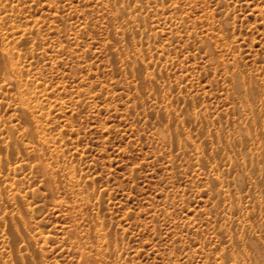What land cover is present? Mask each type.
<instances>
[{"label":"rangeland","instance_id":"rangeland-1","mask_svg":"<svg viewBox=\"0 0 264 264\" xmlns=\"http://www.w3.org/2000/svg\"><path fill=\"white\" fill-rule=\"evenodd\" d=\"M0 264H264V0H0Z\"/></svg>","mask_w":264,"mask_h":264}]
</instances>
